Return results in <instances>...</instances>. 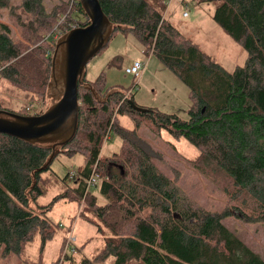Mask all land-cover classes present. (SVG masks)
Wrapping results in <instances>:
<instances>
[{
  "label": "trees",
  "instance_id": "1",
  "mask_svg": "<svg viewBox=\"0 0 264 264\" xmlns=\"http://www.w3.org/2000/svg\"><path fill=\"white\" fill-rule=\"evenodd\" d=\"M8 1L0 0V10L8 8ZM168 1L98 0L110 23L125 28L114 32L132 34L145 52L157 57L186 86V115L150 110L137 113L129 106L128 100L134 101L129 94L128 99L120 90L108 95L112 88H104L101 76L94 82L84 78V85L101 98L97 100L90 90L79 86L77 133L63 150L79 148L83 160L61 178L50 171L55 160L37 172L51 149L0 134L3 258L14 256L22 264H42L45 245L58 225L48 213L59 200H66L83 203L82 217H90L87 222L103 236L93 257L82 255L76 260L73 254L82 250L73 248V254L66 255L71 264H100L109 258H113L112 264H264V258L225 225L233 213L248 223L264 225V0H190L198 6H213V22L246 52L245 64L231 73L164 17ZM71 3L77 14L67 13L70 24L62 34L88 24L78 0ZM18 9L31 18L24 20L11 11L22 41L14 38L10 26L0 24V77L43 98L54 52L47 38L58 28L59 15L67 5L47 10L42 0H24ZM114 111L130 116L138 126L143 120L152 131H164L195 147L199 154L189 163L209 178L222 174L229 206L209 211L194 205L160 170L150 152L130 139L135 137V129L125 130L116 120L114 123ZM31 112L26 109L17 114L37 115ZM118 131L127 144L123 155L113 152L103 159V140ZM81 134L83 138L77 140ZM45 172L66 189L43 205L38 199L45 194L41 185ZM37 237L38 259L24 258L26 247Z\"/></svg>",
  "mask_w": 264,
  "mask_h": 264
},
{
  "label": "rangeland",
  "instance_id": "2",
  "mask_svg": "<svg viewBox=\"0 0 264 264\" xmlns=\"http://www.w3.org/2000/svg\"><path fill=\"white\" fill-rule=\"evenodd\" d=\"M72 1L42 0L47 10H55L67 5V10L59 15L56 25L58 28H54L50 37L47 38L50 50H54L51 40L69 27L67 13L73 16L77 14ZM23 2L24 0H9L8 8L0 10V24L10 26L14 38L21 41L23 40L22 33L13 20L11 11L15 10L24 20H30V15L26 16L21 9H18ZM212 10L213 6H198L191 3L190 0H183V2L182 0H169L164 17L185 37L196 43L227 72L231 73L237 66L245 64L247 54L213 22L211 19ZM136 60L145 62V68L138 78L125 73L126 68ZM99 76L104 81L105 89L112 88L108 94L120 90L126 93V95L122 94L125 98L128 99L129 95L132 96L133 102L140 108L165 113L175 112L181 117L186 115L189 103L188 89L161 64L157 57L145 52L141 43L132 34L113 32L107 45L88 62L85 68V79L88 82H94ZM34 94L19 90L0 77V109L15 113H22L26 109H30L33 113L39 114L44 112L52 104L53 98L59 95L58 90H54L52 87L47 88L46 96L43 98ZM112 120L114 123L116 120V124L122 129L129 131L135 129V137L130 136V139L150 152L160 170L175 182L180 192L194 205L209 211H222L229 206V200L223 191L224 177L219 174V179L209 178L196 171L189 162L197 158L199 153L187 141L182 138L173 139L164 131L156 133L143 120H140L138 126L130 116H120L116 111L113 112ZM118 134L119 131L111 133L108 138L103 140L100 155L103 159L110 157L113 152L123 155L127 144ZM82 138L81 134L77 140ZM80 142L83 145V141ZM71 150L72 148L62 150L51 165L50 171L60 178L82 164L83 151L79 148L76 151ZM115 170L117 172V169ZM42 179L41 185L45 194L38 199V202L46 205L54 196L65 190L66 186L57 184L48 172L42 174ZM97 197L98 202L103 203L104 200L100 196ZM83 210V203L78 205L74 202L59 200L54 204L48 213V218L58 225H56L54 237L45 245L42 264H71L66 261V255L73 254L71 251L73 248H76L77 251L82 250L79 254H73L76 260L82 255L93 257L98 252L103 244V236L97 233L94 225L87 222L86 219H90V217H82ZM233 214L232 217L225 220L226 227L253 252L264 258V225L259 222L248 223L241 216L237 217V213ZM38 251L39 239L37 237L32 244L26 247L27 256L24 258L35 261L38 259ZM112 263L113 258H109L100 264ZM0 264H22V261L14 256L3 258L0 254ZM127 264L141 263L130 261Z\"/></svg>",
  "mask_w": 264,
  "mask_h": 264
},
{
  "label": "water",
  "instance_id": "3",
  "mask_svg": "<svg viewBox=\"0 0 264 264\" xmlns=\"http://www.w3.org/2000/svg\"><path fill=\"white\" fill-rule=\"evenodd\" d=\"M78 4L88 18V24L60 36L51 57L48 87L58 90L59 95L37 115H21L0 109V134L51 149V154L37 172L46 170L75 138L79 124V86L90 90L99 100L93 88L84 85L86 65L107 45L116 28L125 29L110 23L98 0H78ZM128 103L137 113H149L131 100Z\"/></svg>",
  "mask_w": 264,
  "mask_h": 264
},
{
  "label": "built area",
  "instance_id": "4",
  "mask_svg": "<svg viewBox=\"0 0 264 264\" xmlns=\"http://www.w3.org/2000/svg\"><path fill=\"white\" fill-rule=\"evenodd\" d=\"M187 15V14H186ZM62 33L60 32L58 36H55L52 40L51 43L52 45L56 44L57 39L62 36ZM145 68V62L136 60L130 67L126 68L125 73L128 75H133L134 77L138 78L141 75V72Z\"/></svg>",
  "mask_w": 264,
  "mask_h": 264
},
{
  "label": "flooded vegetation",
  "instance_id": "5",
  "mask_svg": "<svg viewBox=\"0 0 264 264\" xmlns=\"http://www.w3.org/2000/svg\"><path fill=\"white\" fill-rule=\"evenodd\" d=\"M104 100H105V98H104ZM1 110H3V109H1Z\"/></svg>",
  "mask_w": 264,
  "mask_h": 264
}]
</instances>
